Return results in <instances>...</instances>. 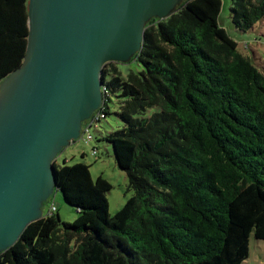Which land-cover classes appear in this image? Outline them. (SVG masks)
I'll return each instance as SVG.
<instances>
[{
    "label": "trees",
    "instance_id": "16d2710c",
    "mask_svg": "<svg viewBox=\"0 0 264 264\" xmlns=\"http://www.w3.org/2000/svg\"><path fill=\"white\" fill-rule=\"evenodd\" d=\"M221 0H183L152 17L141 49L102 69L122 126L106 135L134 193L113 216L112 184L89 164L53 161L55 186L78 210L47 213L0 251V264H242L264 239V72L219 23ZM241 31L264 0H231ZM28 0H0V83L22 63ZM122 63V62H120ZM119 64V62H118ZM87 122H90L87 121ZM56 207V206H55Z\"/></svg>",
    "mask_w": 264,
    "mask_h": 264
},
{
    "label": "water",
    "instance_id": "95a60500",
    "mask_svg": "<svg viewBox=\"0 0 264 264\" xmlns=\"http://www.w3.org/2000/svg\"><path fill=\"white\" fill-rule=\"evenodd\" d=\"M180 1L28 0L23 61L0 83V251L44 216L55 156L104 101L103 66L129 61Z\"/></svg>",
    "mask_w": 264,
    "mask_h": 264
},
{
    "label": "rangeland",
    "instance_id": "374dc122",
    "mask_svg": "<svg viewBox=\"0 0 264 264\" xmlns=\"http://www.w3.org/2000/svg\"><path fill=\"white\" fill-rule=\"evenodd\" d=\"M230 6L231 0H221L219 23L237 41L239 51L250 57L264 72V19L257 22L248 31L238 30L232 22ZM114 64L119 67L123 75H126L130 69L139 70L141 68L136 62L128 64L119 62L118 64L114 61ZM108 104L110 113L99 121H94L91 126H88L89 122H86L88 119L83 121L79 137L63 147L55 156V160L58 164L64 162L74 164L83 161L89 164L93 179L98 176L106 178L112 184L111 190L107 192V198L109 212L113 216L122 208L134 191L128 189V174L117 164L113 146L105 138L110 132L122 126V121L117 115L116 98L112 97ZM94 150H96L95 153ZM52 205L56 206L55 213L59 215L61 221L72 222L79 215L77 208L67 203L62 192L57 188L42 201L43 215L50 212ZM242 264H264V239H257L253 234L251 235L250 254Z\"/></svg>",
    "mask_w": 264,
    "mask_h": 264
},
{
    "label": "built area",
    "instance_id": "2783aa9c",
    "mask_svg": "<svg viewBox=\"0 0 264 264\" xmlns=\"http://www.w3.org/2000/svg\"><path fill=\"white\" fill-rule=\"evenodd\" d=\"M107 92V89H106V87L104 86V93H106ZM97 114L99 115V117H103L104 116V114H102V113H96V115L93 117V115L88 119V121L90 120V122L88 123V126H91L92 125V123L95 121V120H97ZM87 122V121H86ZM96 152V150H94V153ZM55 205H52L51 206V208H50V212L49 213H52V211H54L55 210Z\"/></svg>",
    "mask_w": 264,
    "mask_h": 264
}]
</instances>
